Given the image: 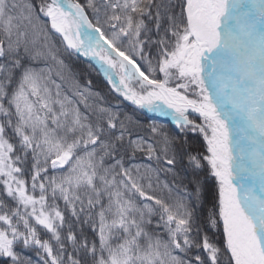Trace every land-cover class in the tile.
Listing matches in <instances>:
<instances>
[{"label":"snow or ice","instance_id":"snow-or-ice-1","mask_svg":"<svg viewBox=\"0 0 264 264\" xmlns=\"http://www.w3.org/2000/svg\"><path fill=\"white\" fill-rule=\"evenodd\" d=\"M0 264H264V0H0Z\"/></svg>","mask_w":264,"mask_h":264},{"label":"trees","instance_id":"trees-1","mask_svg":"<svg viewBox=\"0 0 264 264\" xmlns=\"http://www.w3.org/2000/svg\"><path fill=\"white\" fill-rule=\"evenodd\" d=\"M78 62H76L77 65H75V66L78 67L79 70H82L83 68H85L84 65H81ZM67 63H69L70 66L72 67V60L68 61ZM78 65H80L81 67L79 68ZM90 70L92 71V73L87 74V75H89V79L92 81L93 87L95 89H97L98 91H100V93L102 94L103 97H105V95L107 96L106 97V101L108 103L112 102V100H113L112 95H110L108 93L106 84L103 83V77L98 75L92 69H90ZM143 117H145V116H143ZM147 118L148 119H146V117L144 118L145 119L144 120L145 124H149L151 122L149 119H153L152 117H147ZM166 126L168 128H170L168 125H166ZM173 131L174 132H178V130L175 129V128H173ZM189 139L190 140L196 139V140H199L200 143H202V139L198 138V137H195L194 134H190L189 135ZM197 177L202 179V189H203L202 201L204 203V208L206 209L207 207H210V205H211L212 194H213L214 187H215V180H214V178H211V177L207 176V170L206 169L204 171L199 172V173L194 172L193 169L190 166H188L187 160L185 159L183 161L182 165H181V170L179 171V178L178 179L182 182L183 186L187 187V190L189 192L193 191L194 185H193L192 181L194 180V178H197ZM167 179L170 182L172 180L171 176L167 177ZM58 203L60 204L61 208H64L63 201H58ZM199 214H201V213L198 210V215ZM77 233H79V228H77ZM69 251H71V246L70 245H69ZM32 255L34 256L35 254L33 253Z\"/></svg>","mask_w":264,"mask_h":264},{"label":"rangeland","instance_id":"rangeland-1","mask_svg":"<svg viewBox=\"0 0 264 264\" xmlns=\"http://www.w3.org/2000/svg\"><path fill=\"white\" fill-rule=\"evenodd\" d=\"M78 61L75 58H73L72 59V67L71 68H72L73 72L76 74V79L79 80L82 84H86L87 81L90 80L89 79V75H87V74L92 73V71L90 70V68H88L87 63L84 62L82 58H81V60H78ZM67 62L68 61H66V63ZM76 62H78L81 65H84L85 68L82 67L83 69L82 70H79L78 67L75 66V65H77ZM78 66H79V68L81 67L80 65H78ZM53 78L54 79H57V82H59L58 78L56 77V70H55V68L53 69ZM92 90H93V92H100L97 89H95L94 87H93ZM106 97L107 96L105 95V97H104L105 99L103 101V103H104L105 106H107V107H114L118 103V101L115 100V99H113L112 102L108 103L106 101ZM120 107H121V109L124 112H126L129 115H133L135 119H139L141 121V123H143V124H145L144 123V120H145L144 118L145 117H146V119H148L147 117H152L153 119H149L151 122L155 120V121H158L160 123H163V124L168 125L172 130H173V128H175V125L172 124L170 118H168V117L160 116V115H158L156 113H149V112L143 111V110H136L135 112H133V107L134 106H131L126 101L120 103ZM143 116H145V117H143ZM145 125H147V124H145ZM140 162L148 163V161L146 159H143V158L142 159H137V160L130 161V163H140ZM160 178H161V180H164L166 177L163 174H161V177Z\"/></svg>","mask_w":264,"mask_h":264}]
</instances>
